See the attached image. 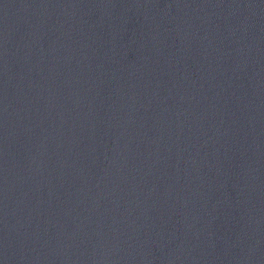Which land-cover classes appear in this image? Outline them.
I'll use <instances>...</instances> for the list:
<instances>
[{
	"label": "water",
	"instance_id": "obj_1",
	"mask_svg": "<svg viewBox=\"0 0 264 264\" xmlns=\"http://www.w3.org/2000/svg\"><path fill=\"white\" fill-rule=\"evenodd\" d=\"M0 264H264V0H0Z\"/></svg>",
	"mask_w": 264,
	"mask_h": 264
}]
</instances>
